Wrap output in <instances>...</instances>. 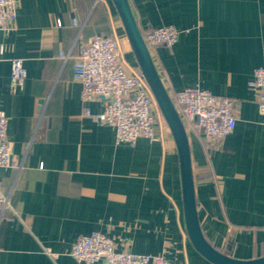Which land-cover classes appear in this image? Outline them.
<instances>
[{
    "label": "crops",
    "instance_id": "obj_1",
    "mask_svg": "<svg viewBox=\"0 0 264 264\" xmlns=\"http://www.w3.org/2000/svg\"><path fill=\"white\" fill-rule=\"evenodd\" d=\"M127 1L141 34L178 31L172 47L147 48L169 97L198 87L238 107L219 148L186 130L196 211L216 250L237 260L263 257L264 125L249 84L264 66V0ZM95 35L115 39L127 69H137L111 0H17L13 29L0 32V112L12 155V165L0 168L9 205L0 213V264H83L71 247L94 232L116 252L211 264L188 239L177 152L160 112L159 140L133 145L116 144L111 127L85 115L84 108L99 115L104 102H82L72 68ZM13 59L25 71L19 85L10 81Z\"/></svg>",
    "mask_w": 264,
    "mask_h": 264
},
{
    "label": "built area",
    "instance_id": "obj_2",
    "mask_svg": "<svg viewBox=\"0 0 264 264\" xmlns=\"http://www.w3.org/2000/svg\"><path fill=\"white\" fill-rule=\"evenodd\" d=\"M17 0H0V32L13 29L16 19ZM55 26L60 28V21ZM72 26L82 28L76 20ZM147 48L172 47L178 36L173 26L149 29L141 34ZM63 60L68 55L61 56ZM20 59L11 60L10 81L19 85L24 78ZM74 81L80 83L81 100L89 103L103 100L104 108L99 115H85L111 127L116 144L133 145L137 139L150 142L159 140L156 135L155 110L158 108L138 68L128 70L122 52L113 38L95 35L82 45L72 68ZM256 95V106L264 125V66L257 67L249 84ZM185 130L200 133L209 149L219 148L223 140L234 130L238 107L229 98L215 96L198 87L185 88L170 97ZM8 119L0 112V168L12 165L10 146L6 139ZM7 197L0 189V213L8 208ZM48 252V251H47ZM70 256L83 264H170L162 256L135 255L116 252L113 241L94 232L80 236L71 247Z\"/></svg>",
    "mask_w": 264,
    "mask_h": 264
},
{
    "label": "water",
    "instance_id": "obj_3",
    "mask_svg": "<svg viewBox=\"0 0 264 264\" xmlns=\"http://www.w3.org/2000/svg\"><path fill=\"white\" fill-rule=\"evenodd\" d=\"M119 16L131 53L153 100L173 139L178 164L182 213L188 239L194 250L211 264H264V256L237 260L212 247L204 238L196 211L190 150L186 130L164 88L161 78L142 39L127 0H111Z\"/></svg>",
    "mask_w": 264,
    "mask_h": 264
},
{
    "label": "rangeland",
    "instance_id": "obj_4",
    "mask_svg": "<svg viewBox=\"0 0 264 264\" xmlns=\"http://www.w3.org/2000/svg\"><path fill=\"white\" fill-rule=\"evenodd\" d=\"M160 115H161V114H160ZM161 121H163L164 125L166 126V124H165V122H164V120H163L162 116H161Z\"/></svg>",
    "mask_w": 264,
    "mask_h": 264
}]
</instances>
